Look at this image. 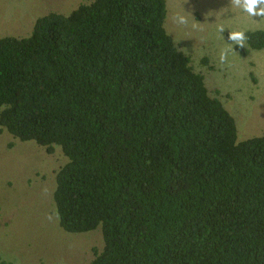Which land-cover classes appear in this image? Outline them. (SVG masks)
<instances>
[{
	"label": "trees",
	"instance_id": "16d2710c",
	"mask_svg": "<svg viewBox=\"0 0 264 264\" xmlns=\"http://www.w3.org/2000/svg\"><path fill=\"white\" fill-rule=\"evenodd\" d=\"M166 0H91L0 38V131L67 161L55 214L101 227L91 264H264V135L168 33ZM242 56L264 49L244 32Z\"/></svg>",
	"mask_w": 264,
	"mask_h": 264
},
{
	"label": "rangeland",
	"instance_id": "374dc122",
	"mask_svg": "<svg viewBox=\"0 0 264 264\" xmlns=\"http://www.w3.org/2000/svg\"><path fill=\"white\" fill-rule=\"evenodd\" d=\"M90 1L0 0V38L28 36L39 17L67 14ZM166 2L168 33L234 116L238 139L264 135V49L242 56L230 38L264 29V16L231 0ZM66 161L59 147L50 152L0 131V264H91L102 249L101 227L69 233L55 214L56 173Z\"/></svg>",
	"mask_w": 264,
	"mask_h": 264
},
{
	"label": "clouds",
	"instance_id": "9594fccd",
	"mask_svg": "<svg viewBox=\"0 0 264 264\" xmlns=\"http://www.w3.org/2000/svg\"><path fill=\"white\" fill-rule=\"evenodd\" d=\"M231 3L236 6H242L244 11L248 12L252 16H264V7H261V5H264V0H243L242 5L241 0H231ZM230 38L239 42L240 46H243V41L245 40L243 32L232 33Z\"/></svg>",
	"mask_w": 264,
	"mask_h": 264
}]
</instances>
